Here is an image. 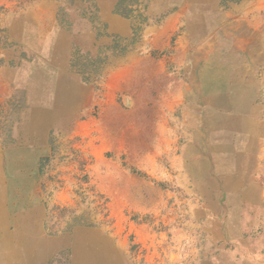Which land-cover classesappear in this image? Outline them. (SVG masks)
Masks as SVG:
<instances>
[{"label": "rangeland", "instance_id": "1", "mask_svg": "<svg viewBox=\"0 0 264 264\" xmlns=\"http://www.w3.org/2000/svg\"><path fill=\"white\" fill-rule=\"evenodd\" d=\"M255 129L264 0H0V264H264Z\"/></svg>", "mask_w": 264, "mask_h": 264}, {"label": "crops", "instance_id": "2", "mask_svg": "<svg viewBox=\"0 0 264 264\" xmlns=\"http://www.w3.org/2000/svg\"><path fill=\"white\" fill-rule=\"evenodd\" d=\"M251 138H253L252 151L254 158L247 166L253 169L252 183L255 187V194L253 197L255 204L252 208V214H246V210L242 215L245 219L243 225L245 229H259L258 232L264 234V131L255 129L251 133ZM242 200L246 202L249 201L250 198L244 196ZM251 218L253 221L252 226L249 225V220ZM261 251L264 252V247ZM263 252H261V254H263Z\"/></svg>", "mask_w": 264, "mask_h": 264}, {"label": "trees", "instance_id": "3", "mask_svg": "<svg viewBox=\"0 0 264 264\" xmlns=\"http://www.w3.org/2000/svg\"><path fill=\"white\" fill-rule=\"evenodd\" d=\"M140 31V30H139ZM139 31L135 32V37L137 38L139 36Z\"/></svg>", "mask_w": 264, "mask_h": 264}]
</instances>
